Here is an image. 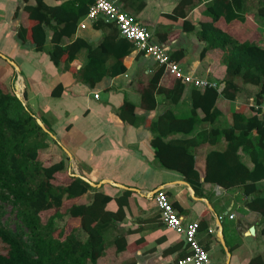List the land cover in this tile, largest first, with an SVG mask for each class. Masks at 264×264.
<instances>
[{
  "label": "crops",
  "instance_id": "obj_1",
  "mask_svg": "<svg viewBox=\"0 0 264 264\" xmlns=\"http://www.w3.org/2000/svg\"><path fill=\"white\" fill-rule=\"evenodd\" d=\"M112 1L146 27L154 41L168 48L171 56H177L184 74L214 80L224 87V52L219 48L210 49L201 58L204 43L196 34L199 24L210 20L204 15L209 1L201 0L184 18L173 14L180 0ZM35 2L0 0V54L4 57L0 56V89L7 92L12 88L15 94L18 92L22 105L53 135L39 151L44 167L63 162V168L52 176L51 183L67 187L70 193L79 186L78 180L91 187L81 196L66 199L59 213L64 214L72 205L88 203L95 192L110 197L106 210H122L121 220L106 234V239L123 238L125 249L116 253L115 246L110 247L97 264H176L189 253L182 238L162 224L154 204V196L160 190L166 192L185 222L199 223L197 240L208 251L213 264H248L257 256L264 263V236L261 235L264 220L248 209L249 197L241 186L226 189L203 183L195 192L180 173L163 168L155 157L151 125L161 115L187 118L195 88L185 85L175 105L157 95L155 109L144 110L140 105V90L160 67L135 48L121 58L124 46L116 39H109L106 44L110 29L96 27V21L87 19L86 14L78 21L73 36L64 40L63 44L67 45L55 65L48 56L52 47L51 30H47L42 51H37L32 44L31 28L36 22L28 19L24 8ZM44 2L48 6L60 4L54 0ZM261 8L264 10V0H245L244 21H220L217 27L239 43L264 48V16L258 15ZM20 27L27 29L25 42L18 38ZM159 36L165 40L158 41ZM175 81L164 71L159 86L171 89ZM239 88L232 101L218 97L216 107L220 115L214 123L198 122L189 135L169 128L161 131L166 141H199L190 148V153L194 155L201 178L205 173L206 155L223 151L228 138L221 133L212 143L209 139L202 141L198 133L230 126L234 113L246 118L260 116L255 108L257 88L249 84H239ZM94 94H98L97 99ZM125 102L134 105V124L126 123L119 116ZM198 115L201 117L200 112ZM248 128L253 142L256 144L258 136L259 145L264 147V128L253 124ZM250 152L249 146L238 150L248 167L252 166ZM165 157L176 160L175 154ZM258 188L264 194V180ZM62 222L68 224L66 230L79 223L66 216ZM251 227L253 234L249 232Z\"/></svg>",
  "mask_w": 264,
  "mask_h": 264
},
{
  "label": "trees",
  "instance_id": "obj_2",
  "mask_svg": "<svg viewBox=\"0 0 264 264\" xmlns=\"http://www.w3.org/2000/svg\"><path fill=\"white\" fill-rule=\"evenodd\" d=\"M35 1V5L24 8L28 19L36 22L31 28L32 44L37 51H42L47 42V30H51L52 47L48 50V56L57 65L58 55L67 45L63 44L64 40L73 36L78 21L86 14L93 0H54L60 2L57 6H48L44 0ZM207 1L209 3L204 15L210 20L200 23L196 34L204 43L201 58L210 49L219 48L224 52V87L221 92L213 88L202 91L193 89L190 115L187 118H166L161 115L157 123L150 127L154 133L151 146L159 164L180 173L195 192L203 183L226 189L241 186L245 196L249 197L248 209L264 220V194L258 188V184L264 180V147L259 145L258 136L255 144L253 137L248 134L250 124L264 128V115L257 111L260 116L246 118L234 113L230 126L198 133L197 137L202 141L209 139L212 143L221 133L228 138L223 151H211L206 155L202 178L195 168L194 155L190 153V148L199 141H166L165 135L161 134V131L169 128L172 132L189 135L198 122L214 123L220 115L216 107L218 97L234 100L240 90L239 84L257 88V105L264 98V48L252 43H239L217 27L220 21H244L245 0ZM200 3L201 0H180L173 14L184 18ZM258 15L264 16L263 8ZM95 26L110 29L106 44L107 40L116 39L124 46L121 58L134 49L130 41L120 37L113 24L100 19ZM26 31L25 27L18 29L17 35L21 42L26 41ZM164 40L159 36L158 41ZM171 58L177 60L175 55ZM120 71L123 72L124 68ZM163 73L164 69L160 67L140 90V105L146 111L155 109L157 95H162L172 105L177 104L182 97L185 85L178 80L171 89L159 86ZM119 116L126 123L134 124V105L125 102L119 110ZM48 139L49 135L38 126L36 118L22 105L13 89L7 92L0 89V243L5 247V251H0V264H97L112 246H115L116 253L122 252L125 249L123 238L106 239V234L116 227V222L123 216L120 208L116 212L106 210L110 197L95 192L88 203L72 205L64 214L59 213L66 199L81 196L91 187L78 180L79 186L70 193L67 187L51 183L52 176L63 168V162L49 167L39 162L38 151L47 146ZM243 146L251 147V167L238 155L239 148ZM167 154H175L176 160H168L165 157ZM6 206L11 207L15 216L13 227L3 220ZM50 210H55L54 214L42 223L40 214ZM65 216L70 220H78V226H71L67 231V223L60 226L55 223L56 219L63 221ZM261 235L264 236V227ZM248 264L264 263L257 256Z\"/></svg>",
  "mask_w": 264,
  "mask_h": 264
},
{
  "label": "built area",
  "instance_id": "obj_3",
  "mask_svg": "<svg viewBox=\"0 0 264 264\" xmlns=\"http://www.w3.org/2000/svg\"><path fill=\"white\" fill-rule=\"evenodd\" d=\"M86 18L91 21L102 19L106 23L113 24L120 37L130 41L135 50L152 58L174 80H178L184 85H191L195 89L213 88L219 92L222 90L223 86L217 81L184 74L178 62L171 58L168 48L162 43L154 41L153 34L146 27L122 11L112 0H93L88 7ZM94 98L97 99L98 94H94ZM255 108L259 114L264 115V101L256 105ZM154 204L160 213L162 224L179 235L189 250V253L177 260L176 264H213L208 251L197 240L199 223L185 222L163 190L156 192ZM232 217L230 216V218Z\"/></svg>",
  "mask_w": 264,
  "mask_h": 264
},
{
  "label": "rangeland",
  "instance_id": "obj_4",
  "mask_svg": "<svg viewBox=\"0 0 264 264\" xmlns=\"http://www.w3.org/2000/svg\"><path fill=\"white\" fill-rule=\"evenodd\" d=\"M262 2V1H261ZM263 4V3H262ZM254 9V8H253ZM255 9H257V5H255ZM43 131V130H42ZM48 131V130H47ZM48 140H50V139H48ZM43 148H41L39 151H41ZM39 151H38V154H40L39 153ZM39 162L43 165V163H42V161H41V159H40V155H39ZM54 182H55V178H54ZM54 185H56V184H54ZM6 213H5V215H4V217H3V220H7V222L13 227V222H14V220H15V216H14V214L12 213V211H11V207H9V206H6V211H5ZM54 212H55V210H50V211H47V212H43V213H41L40 214V218H41V221H42V223H45V222H47L48 221V219L54 214ZM55 223L57 224V225H62L63 224V222L62 221H60V220H55ZM68 231V230H67ZM254 233V232H253ZM0 251H5V247H4V245L3 244H1L0 243Z\"/></svg>",
  "mask_w": 264,
  "mask_h": 264
},
{
  "label": "water",
  "instance_id": "obj_5",
  "mask_svg": "<svg viewBox=\"0 0 264 264\" xmlns=\"http://www.w3.org/2000/svg\"><path fill=\"white\" fill-rule=\"evenodd\" d=\"M0 56L1 57H3L1 54H0ZM4 58V57H3ZM15 69H16V66H15V64L14 63H12L11 61H8ZM16 97L22 102V97H21V95L18 93V92H16ZM36 123L38 124V126L44 131V132H46L49 136H51V137H53V135L50 133V132H48L47 131V129L44 127V125H43V123L38 119V118H36ZM249 232H250V234H253V232H254V228L253 227H251L250 229H249Z\"/></svg>",
  "mask_w": 264,
  "mask_h": 264
}]
</instances>
